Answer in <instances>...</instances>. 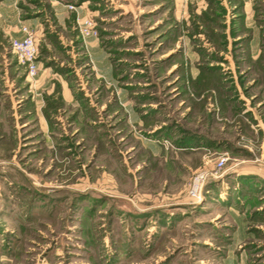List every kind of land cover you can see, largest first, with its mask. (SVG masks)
I'll return each instance as SVG.
<instances>
[{
  "label": "rangeland",
  "instance_id": "1",
  "mask_svg": "<svg viewBox=\"0 0 264 264\" xmlns=\"http://www.w3.org/2000/svg\"><path fill=\"white\" fill-rule=\"evenodd\" d=\"M255 2L0 0V264H264Z\"/></svg>",
  "mask_w": 264,
  "mask_h": 264
},
{
  "label": "built area",
  "instance_id": "2",
  "mask_svg": "<svg viewBox=\"0 0 264 264\" xmlns=\"http://www.w3.org/2000/svg\"><path fill=\"white\" fill-rule=\"evenodd\" d=\"M20 29L23 36L12 38L11 47L19 62L27 68L29 76L36 77L39 71V44L36 38V32L29 26H21ZM82 29L85 37L95 33L92 21L90 20L83 22ZM219 163L222 166L225 160L222 159ZM205 179L206 174L204 172L194 174L189 187V194L193 198L200 197Z\"/></svg>",
  "mask_w": 264,
  "mask_h": 264
},
{
  "label": "crops",
  "instance_id": "3",
  "mask_svg": "<svg viewBox=\"0 0 264 264\" xmlns=\"http://www.w3.org/2000/svg\"><path fill=\"white\" fill-rule=\"evenodd\" d=\"M245 1V6H249V7H251L252 9H253V7H254V4L256 3L255 2V0H244ZM57 9V8H56ZM58 10V9H57ZM60 10V9H59ZM19 13V12H18ZM253 17L252 18H254L255 19V17H254V14L252 15ZM247 19L249 20V16H247ZM249 22H250V24H251V21L249 20ZM254 22H255V20H254ZM21 23H26V24H28L26 21H22V20H20V18H17V23L15 24L16 26L15 27H12V30L14 31L13 33H14V37H20V36H23V33L21 32V29H20V25H21ZM250 24H248V26H250ZM27 26H29L30 28H31V22H30V24H28ZM251 26H253L254 27V30H255V25H251ZM258 26V25H257ZM259 27V26H258ZM261 37V35H260V29H259V31H258V34H256V33H254V35H253V39L256 41V40H258L259 38ZM256 43H257V41H256ZM260 52V50H258V52H257V54ZM38 61H39V59H38ZM39 63H40V61H39Z\"/></svg>",
  "mask_w": 264,
  "mask_h": 264
}]
</instances>
